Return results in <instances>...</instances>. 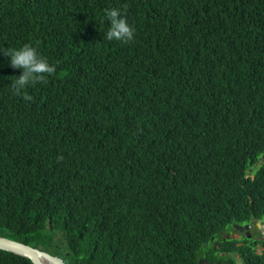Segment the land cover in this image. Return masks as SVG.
Listing matches in <instances>:
<instances>
[{
  "label": "trees",
  "instance_id": "16d2710c",
  "mask_svg": "<svg viewBox=\"0 0 264 264\" xmlns=\"http://www.w3.org/2000/svg\"><path fill=\"white\" fill-rule=\"evenodd\" d=\"M113 7L131 42L104 39ZM25 43L56 72L25 101L0 55V235L66 264H199L217 240L236 264L220 232L264 218V0H0V48Z\"/></svg>",
  "mask_w": 264,
  "mask_h": 264
},
{
  "label": "clouds",
  "instance_id": "9594fccd",
  "mask_svg": "<svg viewBox=\"0 0 264 264\" xmlns=\"http://www.w3.org/2000/svg\"><path fill=\"white\" fill-rule=\"evenodd\" d=\"M104 16L109 25L106 31L104 32V39L108 41L116 40L121 42H131L134 39L135 30L129 25L126 17L122 15L120 9H117L115 7L105 9ZM0 55L9 58V63L12 68L21 70V74L15 76V79L12 80L11 90L14 96H20L25 101L31 102L33 100V97L25 91V89L29 85H34L36 83H46L47 82L46 76H51L56 72V66L54 64H50L47 58L42 56L37 51V48L33 47L29 43H25L19 48H13V47L0 48ZM7 238L16 240L11 237H7ZM24 244H28V243H24ZM32 247L38 248L36 246H32ZM42 251H46V250H42ZM48 253L51 255H55L50 252Z\"/></svg>",
  "mask_w": 264,
  "mask_h": 264
},
{
  "label": "flooded vegetation",
  "instance_id": "af4514ba",
  "mask_svg": "<svg viewBox=\"0 0 264 264\" xmlns=\"http://www.w3.org/2000/svg\"><path fill=\"white\" fill-rule=\"evenodd\" d=\"M264 217V216H263ZM249 224L245 229L235 228L233 223L230 227L222 230L220 239L228 241V246L235 247L236 252L233 253L236 264H243V256L241 254H248L251 258L252 264L262 263L264 264V218H256L254 220L247 221L245 223H237L240 225ZM214 239V236L210 238ZM207 245V243H205ZM218 241H214V246L207 247L202 251V255L199 259H207L208 261L219 263L217 259L213 257H222L223 252L219 250ZM204 264V263H202Z\"/></svg>",
  "mask_w": 264,
  "mask_h": 264
},
{
  "label": "water",
  "instance_id": "95a60500",
  "mask_svg": "<svg viewBox=\"0 0 264 264\" xmlns=\"http://www.w3.org/2000/svg\"><path fill=\"white\" fill-rule=\"evenodd\" d=\"M248 226L249 224L247 223L243 225L237 223L234 224V227L239 229H245ZM0 249L28 257L34 264H66L59 256L51 255L46 251H42L28 244H24L4 236H0ZM199 263L216 264L215 262L208 261L207 259H199ZM238 263L240 264L239 261Z\"/></svg>",
  "mask_w": 264,
  "mask_h": 264
},
{
  "label": "rangeland",
  "instance_id": "374dc122",
  "mask_svg": "<svg viewBox=\"0 0 264 264\" xmlns=\"http://www.w3.org/2000/svg\"><path fill=\"white\" fill-rule=\"evenodd\" d=\"M262 163V159H259L250 169H249V171H248V173H249V175L251 176V175H253V169H254V167H256V166H259L260 164ZM51 252L52 253H55V250L54 249H52L51 250ZM67 252H65V254H66Z\"/></svg>",
  "mask_w": 264,
  "mask_h": 264
}]
</instances>
